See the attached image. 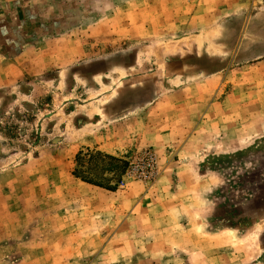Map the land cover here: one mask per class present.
Instances as JSON below:
<instances>
[{
	"label": "rangeland",
	"instance_id": "374dc122",
	"mask_svg": "<svg viewBox=\"0 0 264 264\" xmlns=\"http://www.w3.org/2000/svg\"><path fill=\"white\" fill-rule=\"evenodd\" d=\"M0 264H264V0H0Z\"/></svg>",
	"mask_w": 264,
	"mask_h": 264
},
{
	"label": "built area",
	"instance_id": "2783aa9c",
	"mask_svg": "<svg viewBox=\"0 0 264 264\" xmlns=\"http://www.w3.org/2000/svg\"><path fill=\"white\" fill-rule=\"evenodd\" d=\"M140 163L142 164V167L144 169V170H141V173H143L145 171L152 178L156 176V165H155L156 164V158H155V156H153L150 152H145L140 159ZM132 173H138V172H136L135 169L130 168L126 172V176L131 175Z\"/></svg>",
	"mask_w": 264,
	"mask_h": 264
},
{
	"label": "crops",
	"instance_id": "0c3cea01",
	"mask_svg": "<svg viewBox=\"0 0 264 264\" xmlns=\"http://www.w3.org/2000/svg\"><path fill=\"white\" fill-rule=\"evenodd\" d=\"M175 1H176V2H178V1L182 2V1H184V0H175ZM22 75H23V73H22ZM22 75H21V76H22ZM1 82H3V80H2ZM194 133H195V132H194ZM194 133H193V134H191V136L189 137V139H188L187 143H188V142H190L191 140H193V139H194V136H195V134H194Z\"/></svg>",
	"mask_w": 264,
	"mask_h": 264
}]
</instances>
